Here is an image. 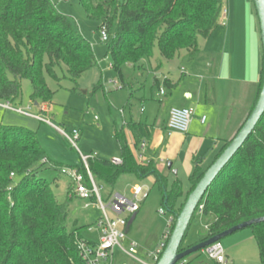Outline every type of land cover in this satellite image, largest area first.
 Listing matches in <instances>:
<instances>
[{"label": "trees", "instance_id": "16d2710c", "mask_svg": "<svg viewBox=\"0 0 264 264\" xmlns=\"http://www.w3.org/2000/svg\"><path fill=\"white\" fill-rule=\"evenodd\" d=\"M224 1L80 0V4L90 19L100 23V28L106 27L108 35L116 25L109 56L111 66L122 76L125 64L145 70V59L152 57L156 47L167 60L184 50L194 58L199 40L209 37L219 26ZM96 65L90 41L52 0H0V100H19L21 81L29 79L33 89L31 100L50 104L54 92L48 86L47 76L57 82L64 78L76 82ZM59 69L63 70L62 76ZM263 81L264 56L258 93L247 118L258 101ZM164 83L171 89L176 87L167 78ZM155 85L161 88L157 78ZM126 129L131 131L136 148L142 141H150L149 125L132 119L116 131L122 164L96 157L89 160L90 170L98 181L111 187L125 173L139 178L154 176L163 185L164 203L174 215L172 233L177 215L208 167L203 168L201 159L195 160L191 186L185 195L178 179L167 190V178L155 162L150 160L145 164L137 160L126 138ZM232 139L225 141L211 164ZM47 163L52 162L35 131L0 124V264H86L79 254L78 242L95 243L86 236L93 225L79 227L75 220V228L67 229L70 203L77 196L71 181L66 198L58 197V177L49 181L41 175ZM52 168L64 175L63 167L53 164ZM74 168L85 173L84 165ZM202 203L203 215L213 219L199 242L239 223L264 216V114L210 185ZM198 212L199 206L193 219ZM249 228L264 264V222ZM187 248L181 245L180 251Z\"/></svg>", "mask_w": 264, "mask_h": 264}, {"label": "rangeland", "instance_id": "374dc122", "mask_svg": "<svg viewBox=\"0 0 264 264\" xmlns=\"http://www.w3.org/2000/svg\"><path fill=\"white\" fill-rule=\"evenodd\" d=\"M52 1L58 10L67 15L80 33L90 41L97 65L76 82L68 78L57 82L47 76L48 86L54 92L53 99L48 104L50 108L48 113L41 112L40 108L31 100L33 89L29 79H22L21 98L10 102L12 107L41 115L50 120L54 126L63 130L79 128L82 135L78 142V148L82 154H97L99 158L112 160L121 155L116 131L122 129L126 122L135 119L147 122L152 126L162 127L167 109L173 104H180L179 100L187 97L186 91L196 88V92H203L202 101L206 98L209 103L207 105L203 102L199 104V113L202 110L208 113V125L211 127L208 136H204L205 145L211 142V145H215L219 150L224 143L222 139L228 141L235 137L253 107L258 87L252 82H239L233 79L238 77V74L233 71L230 65L231 61L234 62L231 58L233 35L231 27L226 29L225 25H220L209 37L201 38L196 62H193L186 50L174 59H164L156 47L152 57L145 59V70L136 69L132 64H125L122 66L121 76L111 66L109 56V46L114 38L116 25L110 31L108 40L102 41L100 23L86 15L80 0ZM225 3L227 9L226 0ZM253 9L255 8L253 7ZM253 11L256 16V9ZM257 32L261 37L260 25ZM248 38L250 39V36ZM248 47L249 62L251 63L254 60L251 56L253 47L251 44ZM235 55L237 56L238 53L236 52ZM183 68L185 71H182ZM58 73L59 76H62L63 70L59 69ZM165 77L176 84L174 89L165 85ZM156 78L161 87L165 89L166 95L160 94V87L155 85ZM99 84L102 86L96 88ZM5 103H7L5 100H0V124L18 126L37 133L40 144L52 162L44 165L41 175L49 181L58 177L56 185L58 197L62 200L65 199L71 180L52 167L53 164L63 168L83 165L78 150L50 124L18 113L13 109L2 107ZM243 116L244 119L235 131ZM196 124H193L194 127ZM194 127L192 126V128ZM206 127H201L203 135ZM187 147L186 144L176 158H171L169 154L160 151L155 155L151 154L156 167L167 178L166 189L170 190L174 181L178 179L182 184L184 195L191 186L190 177L194 170ZM148 152L145 154L146 159L150 157ZM161 160H163L162 163ZM169 162L173 163L171 169L168 168ZM208 164L207 162L205 165ZM100 183L104 187L102 197L106 205L109 203L110 192L124 194L132 198L131 190L135 185L142 186L144 192H149L141 204V211L132 222L129 239L140 245L136 256L145 262L153 263L147 253L155 250L169 221L174 216L164 203L163 185L157 182L154 176L139 178L132 173L122 174L114 187ZM183 199V197L180 198L179 202H182ZM85 204L86 201L79 197L72 199L71 214L67 221L69 231L75 228V220L78 221L79 227L87 224L95 226L97 220L103 216L102 210L97 205L86 206ZM161 210L164 213H161ZM107 212L111 217L116 216L110 209H107ZM212 219L211 216L197 213L182 242L183 247L197 244L207 234V228ZM241 232H244V236L248 235V237L234 244L238 247L232 248L234 245L228 247V239L233 235L221 240L226 253L229 254L238 249L245 256V260H243L244 258L235 262L230 260V264H263L260 261L257 242L250 234L251 229L246 228L239 231V233ZM141 249L147 250V253ZM120 260L126 264H140L129 257H122ZM186 260L187 264L211 263L208 255L203 251L187 256Z\"/></svg>", "mask_w": 264, "mask_h": 264}, {"label": "built area", "instance_id": "2783aa9c", "mask_svg": "<svg viewBox=\"0 0 264 264\" xmlns=\"http://www.w3.org/2000/svg\"><path fill=\"white\" fill-rule=\"evenodd\" d=\"M108 37L109 35L106 27H102V41H107ZM182 71H185V69L183 68ZM160 94H165V89L162 87L160 88ZM3 107L13 109L18 113L26 114L50 125H54L50 120L41 115L32 114L22 108L12 107L10 102L3 104ZM194 116L195 109L192 107H172L170 109L167 125L168 133H188ZM205 120L206 116H203L202 122H205ZM57 129L68 142L78 150L85 168V173L79 171L77 168H62L61 172L72 181L74 194L88 202L86 206L93 203L103 212V216L97 220L95 225L99 230V240L95 243L85 240H79L78 242V251L82 259L86 264H126L120 259L122 257H129L140 264H157L172 234L173 217L169 221V225L155 250L147 253V255L152 258L153 263L145 262L137 257L136 252L140 245L136 241L129 239V222L131 218L138 213L142 202L147 198L149 192H144V188L139 185H135L132 188V198L124 194L110 192L108 196L109 203L106 205L102 197V192L104 191L103 184L101 185V183L98 182L89 167V160L98 157L97 154H82L79 150L78 142L82 135L79 128H72L69 131L60 128ZM147 143L148 142L144 140L138 147L137 159L141 163H145L146 161L145 154ZM111 162L116 165H121L122 159L116 157L112 159ZM203 208L204 204L202 203L199 205L198 213L203 214ZM107 209H110L116 216L111 217ZM161 213H164L163 210H161ZM91 229L92 227L89 230ZM203 252H205L215 264H230L226 250L221 241L211 244L205 248ZM177 264H187V260L182 259Z\"/></svg>", "mask_w": 264, "mask_h": 264}, {"label": "crops", "instance_id": "0c3cea01", "mask_svg": "<svg viewBox=\"0 0 264 264\" xmlns=\"http://www.w3.org/2000/svg\"><path fill=\"white\" fill-rule=\"evenodd\" d=\"M226 2H227L228 7L226 9V3H224V11L221 17L220 24L217 28H219L220 25H223V26L225 25L226 29L227 27L232 28L233 35H232V45H231V50H232L231 58L234 60V62L231 61L230 65L232 66L233 71H236L238 74L237 75L238 77H234L233 79L234 81H239V82H252L258 87V84L261 78L263 47L261 44L262 41H261L260 34L257 32L260 23L258 24L259 19H258L257 12H256V16L254 15L255 12L253 10L256 9L254 1L253 0H226ZM253 7L255 9H253ZM249 36H250V39L248 38ZM250 44L253 47L251 56L254 59V60L252 59L253 62L251 63L249 62L250 51L248 47ZM236 52L238 53L237 56L235 55ZM195 59H196V55L194 58H192L193 62L195 61ZM186 92H187V97H185L183 100H179L180 104H175V105L173 104L171 105V107L167 109L165 119L163 120L164 123L162 127L159 125L152 126L146 122V124L149 125L150 127L151 138H150V141L147 143V147H146V152L149 151L148 153L150 157L146 159L145 164L148 163L150 160H153L152 155L157 154L158 151H160L161 153L164 152L165 154H169L171 158H176L179 155V152L181 151V149H183V147L187 144L188 146L187 148L189 150L188 151L189 159H191L193 165L195 166V160L201 159L203 168H206L211 165V162L213 161L215 154L219 151L217 150L215 145H211V142L205 145L206 142H205L204 136H208L211 127L210 125H208V122H209L208 113L205 110H202L201 113H199L200 103L203 102L205 105L209 104L206 98H204V101H202L203 92H196V88L189 89ZM164 95H166V92ZM34 103L36 106L40 108L41 112H44V113L49 112L50 108L48 104H40L36 102ZM172 107H192L195 109V116H194V119L192 121L190 130L188 133H185V134L179 133V132H173L172 134L168 133L167 125H168L170 109ZM203 116H206L205 122H202ZM244 116L239 121L235 131L239 128L242 120L244 119ZM136 121H140V120H136ZM194 123H197L195 127L193 125ZM51 126L56 128L54 125H51ZM192 126L194 128H192ZM204 126H207V127L203 135L201 132V129H202L201 127H204ZM125 135L128 140V143L130 144L133 154L137 158L138 148L134 146V138H133L131 131L126 129ZM222 140H224L223 142L225 143L227 139H222ZM162 162L163 160H161V163ZM207 162L209 164L206 166L205 164H207ZM172 167H173V163H172ZM86 204H88L87 201H86ZM140 211H141V208L135 216H137ZM132 225L133 224L129 226L128 236L132 229ZM243 233L244 232L239 233L238 231V233L236 232L232 234L233 236L228 239V247H231L236 242H239V240L248 237V235L244 236ZM250 234L253 235L252 231L250 232ZM86 236L91 241L97 242L99 240V230L93 225L92 229L86 233ZM235 247H238V245H234L232 248H235ZM141 250L147 253V250L145 249H141ZM226 254H227L229 261L232 260L235 262L243 258H244L243 260H245V256H243L239 252L238 249H236L234 252H231L229 254L226 253ZM210 262H211L210 264H215V262L211 259H210Z\"/></svg>", "mask_w": 264, "mask_h": 264}, {"label": "water", "instance_id": "95a60500", "mask_svg": "<svg viewBox=\"0 0 264 264\" xmlns=\"http://www.w3.org/2000/svg\"><path fill=\"white\" fill-rule=\"evenodd\" d=\"M258 15L260 23L261 41L263 47L264 56V0H253ZM264 114V81L260 96L258 101L252 110L250 116L247 118L246 122L243 124L241 129L232 139L230 144L226 149L220 154V156L208 167L203 177L197 183L193 191L188 195L185 204L181 212L177 215L175 226L173 232L170 236L166 249L164 250L160 260L157 264H177L180 260L186 258L187 256L203 251L205 248L211 244L221 241L222 239L238 232L243 229L249 228L254 224H259L264 222V216L253 218L251 220L244 221L235 226L228 228L227 230L212 236L206 240L198 242L197 244L188 247L187 249L180 251V247L185 238L187 230L191 224L193 216L198 208L200 202L205 197V194L210 187V185L217 179L221 171L229 163V161L234 157L237 151L243 146L245 141L254 131L256 125L260 121ZM168 168H172V162L168 163ZM175 173H177L175 171ZM135 216H133L129 222V226L132 224Z\"/></svg>", "mask_w": 264, "mask_h": 264}]
</instances>
